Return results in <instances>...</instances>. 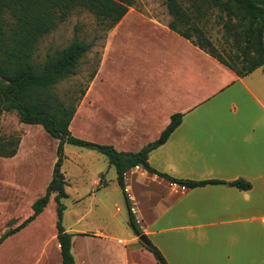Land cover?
<instances>
[{"label":"crops","instance_id":"crops-1","mask_svg":"<svg viewBox=\"0 0 264 264\" xmlns=\"http://www.w3.org/2000/svg\"><path fill=\"white\" fill-rule=\"evenodd\" d=\"M131 9L111 28V37L128 32L140 38L145 42L143 61L153 68L137 73L142 79L139 90L132 93L131 86L123 90L129 102L127 140L140 143L129 152L156 140L171 115L181 113L167 140L148 153L149 165L177 179L221 181L187 188L141 167L131 169L137 174L132 185L146 175L157 185L152 188L157 192L146 187L142 194L156 195L147 203L146 217L142 215V234L168 264H264V65L237 76L167 23L154 18L142 21L140 13ZM138 32L141 35L136 36ZM16 156L18 150L1 158ZM235 180L247 182L249 188L229 184ZM10 211L12 218L21 219V211L20 216L18 210ZM14 219L8 222L13 224ZM10 236L0 243V250ZM143 250L147 264H157ZM130 253L119 246L108 260L102 255V260L92 261L91 254L82 264H138Z\"/></svg>","mask_w":264,"mask_h":264},{"label":"rangeland","instance_id":"rangeland-1","mask_svg":"<svg viewBox=\"0 0 264 264\" xmlns=\"http://www.w3.org/2000/svg\"><path fill=\"white\" fill-rule=\"evenodd\" d=\"M182 4L192 14L188 2L182 0ZM131 8V11L140 13L137 16L142 17V21L154 18L168 23L171 19L163 0H134ZM218 15L216 10L209 11L197 23L224 60L230 61L236 49ZM110 31L92 13L76 8L37 43L34 58L42 61L48 53L66 46L74 35L91 42L92 46L81 59L77 73L56 85V91L62 98L77 95L81 88H86L76 104V112L68 129L76 137L111 144L117 150L134 151L140 143L127 140L129 102L123 90L130 86L132 93L134 89L139 90L142 79L137 73L153 67L145 65L143 61L145 42L138 37H134V40L127 31V34L114 38ZM150 32L146 30L144 33ZM138 34L141 35L138 32L136 36ZM191 36L195 40L192 32ZM93 70L96 73L91 79ZM116 91L122 100L117 97ZM0 136L19 140L15 159L3 160L0 157L1 234L6 229L5 224L15 217L10 210H18V215L20 211L22 214L19 221L14 219L15 223L11 224L14 227L31 214V200L44 194L45 184L51 178L53 165L58 158V140L39 124L20 122L16 111L1 114ZM61 161L60 170L67 182V197L61 199L65 206L61 223L73 234L71 252L75 264H82L91 254L92 261L102 260L103 256L107 259L119 246L128 248L136 263L147 264L143 243L129 228L126 201L116 180L115 168L107 162L106 157L94 150L64 144ZM134 170H129L124 176L125 191L141 228L147 203L156 198V195L144 198L142 194L146 192V187L150 193L157 192L152 189L157 185L147 175L132 185L134 175H137ZM132 186L139 191L137 194L131 189ZM56 206L52 195L38 218L2 244L0 264H59ZM159 210L158 207L156 211ZM99 232L104 236L96 235ZM83 254L87 257H82Z\"/></svg>","mask_w":264,"mask_h":264},{"label":"trees","instance_id":"trees-1","mask_svg":"<svg viewBox=\"0 0 264 264\" xmlns=\"http://www.w3.org/2000/svg\"><path fill=\"white\" fill-rule=\"evenodd\" d=\"M163 1L171 17L167 27L190 40L237 76H245L264 65V0H185L192 14L183 8L182 0ZM133 3L134 0H0V116L3 112L16 111L20 122L39 124L58 140V158L44 194L32 202L31 214L20 224L15 227H10L11 221L6 224L7 229L0 235V243L33 221L53 195L57 203L55 228L61 264H75L71 252L73 234L61 223L65 209L61 199L67 197V182L60 170L64 144L97 151L115 168L116 180L126 201L129 228L136 236L142 234V230L125 191L124 176L129 170L141 167L148 173L187 188L221 183L218 180L177 179L149 165L148 153L167 140L180 123L181 113L172 114L159 137L135 152L119 151L111 144L76 137L68 129L76 112V104L85 94L86 88H81L77 95L62 98L56 91V85L77 73L80 61L92 43L74 35L66 46L48 53L42 61H36L37 43L76 8L92 13L109 30L121 20ZM213 10L218 12L226 34L232 37L236 54L230 61L224 60L197 23V20ZM95 73V70L90 73L91 79ZM18 143V139L0 136V157L14 156ZM229 184L239 189L249 188V184L242 180ZM146 240L143 246L153 255L157 264H168L160 250Z\"/></svg>","mask_w":264,"mask_h":264},{"label":"water","instance_id":"water-1","mask_svg":"<svg viewBox=\"0 0 264 264\" xmlns=\"http://www.w3.org/2000/svg\"><path fill=\"white\" fill-rule=\"evenodd\" d=\"M138 239L144 244L147 243V240H146L147 238H146L145 234L138 235Z\"/></svg>","mask_w":264,"mask_h":264},{"label":"bare ground","instance_id":"bare-ground-1","mask_svg":"<svg viewBox=\"0 0 264 264\" xmlns=\"http://www.w3.org/2000/svg\"><path fill=\"white\" fill-rule=\"evenodd\" d=\"M32 155V154H31Z\"/></svg>","mask_w":264,"mask_h":264}]
</instances>
